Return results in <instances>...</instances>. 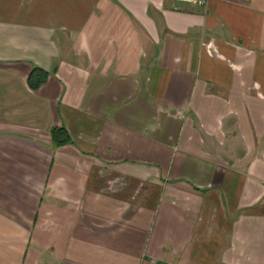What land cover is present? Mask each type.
<instances>
[{"label":"crops","instance_id":"0c3cea01","mask_svg":"<svg viewBox=\"0 0 264 264\" xmlns=\"http://www.w3.org/2000/svg\"><path fill=\"white\" fill-rule=\"evenodd\" d=\"M0 264H264V0H0Z\"/></svg>","mask_w":264,"mask_h":264},{"label":"trees","instance_id":"16d2710c","mask_svg":"<svg viewBox=\"0 0 264 264\" xmlns=\"http://www.w3.org/2000/svg\"><path fill=\"white\" fill-rule=\"evenodd\" d=\"M37 72V70H35ZM34 71V76H32V84L36 86L37 83L40 84L44 78L39 77ZM45 77V76H44ZM38 85V84H37ZM52 135L56 145L65 144L71 142L70 136L68 135L67 130L64 127H55L52 129Z\"/></svg>","mask_w":264,"mask_h":264},{"label":"built area","instance_id":"2783aa9c","mask_svg":"<svg viewBox=\"0 0 264 264\" xmlns=\"http://www.w3.org/2000/svg\"><path fill=\"white\" fill-rule=\"evenodd\" d=\"M179 3H188L195 7H206L208 5L209 0H174Z\"/></svg>","mask_w":264,"mask_h":264}]
</instances>
